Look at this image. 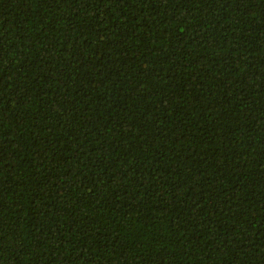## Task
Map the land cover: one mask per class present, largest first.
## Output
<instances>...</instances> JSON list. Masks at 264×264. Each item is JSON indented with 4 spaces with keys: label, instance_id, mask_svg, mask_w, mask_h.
Listing matches in <instances>:
<instances>
[{
    "label": "trees",
    "instance_id": "1",
    "mask_svg": "<svg viewBox=\"0 0 264 264\" xmlns=\"http://www.w3.org/2000/svg\"><path fill=\"white\" fill-rule=\"evenodd\" d=\"M0 264H264V0H0Z\"/></svg>",
    "mask_w": 264,
    "mask_h": 264
}]
</instances>
